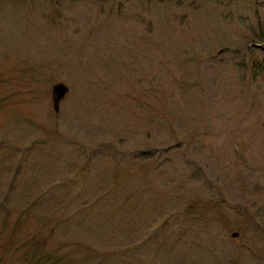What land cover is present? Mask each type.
I'll return each instance as SVG.
<instances>
[{
	"label": "rangeland",
	"instance_id": "obj_1",
	"mask_svg": "<svg viewBox=\"0 0 264 264\" xmlns=\"http://www.w3.org/2000/svg\"><path fill=\"white\" fill-rule=\"evenodd\" d=\"M263 241L264 0H0V264Z\"/></svg>",
	"mask_w": 264,
	"mask_h": 264
},
{
	"label": "water",
	"instance_id": "obj_2",
	"mask_svg": "<svg viewBox=\"0 0 264 264\" xmlns=\"http://www.w3.org/2000/svg\"><path fill=\"white\" fill-rule=\"evenodd\" d=\"M66 92H67L66 87L61 83H57V84L52 86V88H51V94H52L51 100H52L53 109L57 108L58 102L64 97ZM235 236H236V234L232 235V237H235ZM261 250L264 253V241L262 243Z\"/></svg>",
	"mask_w": 264,
	"mask_h": 264
}]
</instances>
